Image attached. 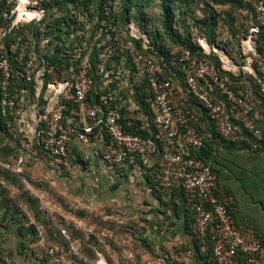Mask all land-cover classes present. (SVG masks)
<instances>
[{
  "label": "built area",
  "instance_id": "2783aa9c",
  "mask_svg": "<svg viewBox=\"0 0 264 264\" xmlns=\"http://www.w3.org/2000/svg\"><path fill=\"white\" fill-rule=\"evenodd\" d=\"M40 1L0 0V119L5 123L4 128L0 126V147L13 145L15 139L19 141L13 162L0 161V165L14 171L29 186L27 173L35 156L47 155L65 167L73 139L90 143L96 129L102 127L109 136L101 153L106 165L118 168L141 162L150 168L158 163V185L162 189H184L194 225L201 236L211 241L216 264H264L262 242L248 237L235 224L228 207L230 198L218 175L210 163L194 154L204 146L205 135L195 125L200 118L190 103L193 98L203 105L219 137L226 141L241 140L236 120L253 112L260 115L251 85L234 88L229 79L221 76V69H242L254 75L264 93V76H259L254 66L258 60V69L264 74V52L258 50V34H262L264 47V0H246L254 2L255 23L242 43L245 64L241 66L222 47L211 45L203 36L196 37L201 53L216 56L221 65L185 49L179 58L183 65L182 82L177 71L171 70L173 77L165 78L161 66L151 56L136 55L148 81L145 101L157 126L155 139L150 140L125 131L119 107L105 108L101 104H111L116 90L102 94L100 103L92 98L95 79L86 46L67 43L57 57L69 61L68 66L64 64L69 76H55V67H49L48 58L57 53V44L51 43L52 37L34 34L30 28L45 17ZM129 31L134 38H143L144 47L149 48L147 34L137 25L132 23ZM120 86L127 89L128 85ZM109 87L106 82L101 89ZM130 101L133 113L136 103L131 98ZM247 126L256 137H263L262 130L251 120ZM72 250L80 255L74 245ZM62 251L58 246L47 248L52 263L65 261ZM0 259L12 264L1 243ZM89 264L107 263L98 259Z\"/></svg>",
  "mask_w": 264,
  "mask_h": 264
},
{
  "label": "trees",
  "instance_id": "16d2710c",
  "mask_svg": "<svg viewBox=\"0 0 264 264\" xmlns=\"http://www.w3.org/2000/svg\"><path fill=\"white\" fill-rule=\"evenodd\" d=\"M107 1L109 0H97L96 3L95 0H41L40 6L45 10V17L40 24H31L30 28L34 31V34H37V32L45 33L47 36L52 37L51 43L57 44V53L49 54L48 58L49 67H55V76L57 77L69 76L68 67H64V64L67 66L69 65V61L59 60L57 57L58 54L60 55L62 53L66 44L71 43L72 45L81 44L86 46V52L90 54L93 65L92 74L95 79V91L93 92L92 98L100 103L102 102V94L111 93L112 89L116 90L117 93H112L116 96V99L110 100L111 104H106L105 102H102L101 104H103L105 108L108 106L119 107L122 115L121 122L124 125L125 131L139 134L147 140L155 139L154 136L157 131V126L153 122L150 108L145 101L148 81L145 72H141L142 69L135 60L136 55L144 53L151 56L157 64L161 66L162 76L165 78L173 77L171 70L177 71L178 78L181 82L184 80V74L183 65L180 63L179 58L185 49H190L194 55H198L199 57L216 61L219 66L221 65V62L214 55L201 53V47L196 41V37H194V39L191 38L183 44V46L176 49L172 45L160 41L157 37H154V35H150L147 29H141L137 21L129 19V2H132L133 0H123L126 6V12L123 7L121 15L123 20L120 21V24L118 20H110V13L106 10V4H108ZM253 1L233 0L235 4L245 6L250 10V18L245 30L246 37L250 33L251 26L255 23V7ZM112 14L114 17L120 16L117 11ZM211 20L216 22V16L214 13L211 14ZM132 23L137 25L140 31L147 34L149 48L144 47L143 38L137 39L130 35L129 30ZM258 35V50L263 53L264 47L262 43V34ZM199 36L207 38L211 45L222 47L235 64L239 66L245 64L241 43L240 46L236 47L234 50L229 46L233 37H237V34L234 33L231 35L228 33L223 37L215 36V39H213L212 37L207 36L204 32H201ZM225 36H228L227 40H224ZM254 66L257 74L259 76H264V74L258 69V60L255 61ZM221 76L229 79V82L234 88H249V85H251L253 95L258 101V108L261 111L260 115L253 112L243 119L236 120L235 124L238 126L241 140L226 141L219 137L216 126L208 115L207 110L203 108V105L197 100L191 98V106L199 114L200 118L195 125L199 131L205 135L204 146L200 150L195 151L194 154L211 164L213 171L218 175L219 182L223 184L226 180L227 167L222 164V157L220 156L221 150H226L231 153L233 152L234 154H241L244 157L250 152L264 153V93L261 92L256 77L252 74L244 73L242 69L233 72L221 69ZM106 82L110 87L106 90L101 89V86L105 85ZM120 85L128 86L127 89H120ZM130 98L136 103L133 113L130 109L132 102L130 101ZM124 100H128V103H125ZM249 120L254 123L255 127L262 130V138L256 137L254 133L248 129L247 124ZM4 125V121L0 119V126L4 128ZM99 132L101 135L105 136L107 145L109 143L108 134L105 133L102 127L101 129H96V134ZM18 142V139H15L13 145L0 147V161L9 163L13 162ZM78 164L79 168L84 169V166L87 165V161L86 159L79 158ZM51 167L55 169V171L52 172L54 176H56L59 181L67 184V186L64 185L65 188L72 189L75 192H78V194H84L85 196L95 193L94 187L88 184L89 180H82L84 177L77 178L71 174L64 173L63 169L60 168L64 167L63 165H57V167L53 165ZM158 167V163L155 166L150 167V169H148L149 172L147 177L150 180L149 185L153 189L162 193V188L158 185V181H156ZM0 170L8 171L17 175L14 171L4 168L1 165ZM91 173L92 172L90 171L89 174ZM244 175H246V172ZM260 176L259 172L255 171L254 186L258 193L264 194V177ZM107 178L105 179V182H108L111 177ZM77 179L80 180L76 181ZM223 186L226 192L229 191L226 183L225 185L223 184ZM114 187H118L117 183ZM164 190H167L172 194L171 199L167 202L165 201V203L167 205L172 204L175 212H187L194 223L184 189L181 187H174L173 189ZM175 196H178V201L175 199ZM262 203L264 204V201H262ZM228 207L233 215L235 224L244 231L245 228H243L237 220L234 203L230 201ZM30 228L33 232H37L34 226ZM256 237L262 242L264 248V237L258 233H256ZM206 240L212 247L211 241L208 238H206ZM53 246L62 248L58 244H54ZM50 260L52 261L51 257Z\"/></svg>",
  "mask_w": 264,
  "mask_h": 264
},
{
  "label": "crops",
  "instance_id": "0c3cea01",
  "mask_svg": "<svg viewBox=\"0 0 264 264\" xmlns=\"http://www.w3.org/2000/svg\"><path fill=\"white\" fill-rule=\"evenodd\" d=\"M105 147L106 138L100 133L96 134L90 143H84L77 137L73 139L69 161H72V154L75 152L78 158L86 159L87 165L81 169L77 162L76 166L72 164L70 168H67L68 165L60 168L63 171L69 169L70 172L67 174L77 178L84 177L82 179L84 181L89 180L87 183L94 187L95 193L86 195L87 197L78 192L75 195L77 197L64 193L65 200L76 207L86 209L88 213L94 211L103 213L101 210L104 206H113L118 208L120 212L118 218L121 220L133 219L138 222L151 245V252L143 254L147 264H216L211 244L198 233L189 214L183 211L175 212L171 205L165 203L172 197L170 192L162 189L160 193L149 185L150 180L147 175L150 168L141 162L137 166L125 165L112 168L104 164L101 159V153ZM244 159L247 157L233 153V162L236 161L233 163V175L229 173L231 171L228 167L226 169L225 183L230 186L227 194L230 201L234 203L237 220L245 228V234L250 238H257L256 233L264 237V204L262 203L264 194L255 190L253 165L247 166L250 170L245 169ZM93 161H96L95 165ZM32 163L50 172L55 171L51 166L57 167V163L44 154L35 156ZM90 171L91 174H89ZM245 172L246 175H244ZM107 177L111 178L105 182ZM116 183L117 188L114 187ZM59 184L62 190H72L65 188L64 185L67 186V184L62 181ZM7 197L21 202L20 207L7 204L11 202L8 201L10 199H5ZM7 197L0 195V243L2 249L11 257L12 264H54L47 253L49 247L46 246L45 240L41 236H34L30 228L34 226L36 233L41 232L40 220L28 211L22 195L14 194ZM175 199L178 201V196H175ZM74 218L77 220V216ZM102 255L103 258L99 259H104L108 264L105 254L102 253ZM134 256L133 250L129 251L125 246L119 247L115 262L129 263ZM138 262L135 260V264ZM65 263L66 259L62 264ZM0 264L6 263L0 259Z\"/></svg>",
  "mask_w": 264,
  "mask_h": 264
},
{
  "label": "rangeland",
  "instance_id": "374dc122",
  "mask_svg": "<svg viewBox=\"0 0 264 264\" xmlns=\"http://www.w3.org/2000/svg\"><path fill=\"white\" fill-rule=\"evenodd\" d=\"M107 2L106 10L110 13V20H118L120 24L123 20L121 18L123 7L126 12L124 1ZM115 11L120 16L114 17L112 13ZM212 13L216 16V22L211 20ZM128 15L129 19L137 21L141 29H147L150 35L176 49L204 32L213 39L215 36L223 37L228 33L237 34L229 44L234 50L240 46V43L242 45L246 37L245 30L250 18V10L235 4L233 0H133L129 2ZM220 153L222 164L228 167L231 171L229 173L233 175V153L227 154L226 150H221ZM245 156L247 159H244V168L250 170L247 166L252 164L253 175L255 176L257 171L264 177V153L250 152ZM78 159L77 153L73 152L72 161L68 160L67 168L72 167V164L76 166ZM95 162L93 161L94 165ZM64 172L69 173L70 170L65 169ZM17 175L0 170V195L23 196L28 211L36 219H40L42 230L38 233L33 232V235L41 236L47 247L60 245L66 259L65 264L94 263L97 259L103 258L102 253L105 254L108 264H117L115 257L119 253V247L124 246L129 251L133 250L135 256L129 263H122L135 264V260H138V264H147L143 254L151 252V245L145 232H142L139 223L133 219L123 221L118 218L120 215L118 208L107 205L101 210L103 213L100 211L88 213L86 209L76 207L63 197L64 193L74 197L76 192L62 190L59 179L48 169H43L40 165L36 166L35 163L29 164L27 173L29 186L23 184L20 176ZM5 199L11 201L7 204L20 207L21 202L8 197ZM170 207L173 205L171 204ZM74 215L77 216V220ZM119 244L122 245L118 246ZM72 245L78 249L80 255L73 252Z\"/></svg>",
  "mask_w": 264,
  "mask_h": 264
}]
</instances>
